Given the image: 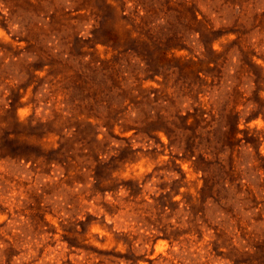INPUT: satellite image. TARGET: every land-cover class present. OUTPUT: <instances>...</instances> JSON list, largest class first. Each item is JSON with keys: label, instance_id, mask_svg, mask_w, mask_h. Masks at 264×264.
<instances>
[{"label": "rangeland", "instance_id": "rangeland-1", "mask_svg": "<svg viewBox=\"0 0 264 264\" xmlns=\"http://www.w3.org/2000/svg\"><path fill=\"white\" fill-rule=\"evenodd\" d=\"M0 264H264V0H0Z\"/></svg>", "mask_w": 264, "mask_h": 264}]
</instances>
